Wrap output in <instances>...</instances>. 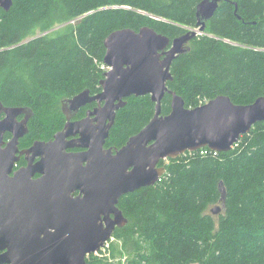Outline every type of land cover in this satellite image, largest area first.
<instances>
[{
	"label": "trees",
	"instance_id": "trees-1",
	"mask_svg": "<svg viewBox=\"0 0 264 264\" xmlns=\"http://www.w3.org/2000/svg\"><path fill=\"white\" fill-rule=\"evenodd\" d=\"M200 1L13 0L9 11L0 8V102L32 111L19 147L51 140L66 122L62 102L100 90L110 33L147 26L172 40L195 28ZM170 72L167 87L187 109L220 95L236 105L264 97V0L221 1ZM125 101L106 148H121L153 117L148 95ZM170 103L166 93L162 115ZM200 150L161 161L165 172L154 186L119 199L126 224L115 228L108 256L90 255L87 264H264V122L227 152ZM220 182L225 204L214 216Z\"/></svg>",
	"mask_w": 264,
	"mask_h": 264
},
{
	"label": "water",
	"instance_id": "water-1",
	"mask_svg": "<svg viewBox=\"0 0 264 264\" xmlns=\"http://www.w3.org/2000/svg\"><path fill=\"white\" fill-rule=\"evenodd\" d=\"M221 1L228 0H201L195 28L172 40L147 26L110 33L103 41L108 70L100 81L102 92L91 96L85 90L64 100L66 122L49 141L20 150L32 111L0 102V264H87V257L109 241L115 228L126 224L119 199L154 186L165 172L161 161L202 148L227 152L256 123L264 122V97L236 105L220 95L187 109L167 87L173 80L172 62L205 32ZM12 4L0 0L5 12ZM232 4L236 14L237 4ZM166 93L171 96L170 112L162 115ZM147 95L154 103L151 120L121 148H105L125 99ZM94 101L98 107L71 120ZM21 156L26 165L15 169ZM219 192L220 206L213 214L225 204L222 182Z\"/></svg>",
	"mask_w": 264,
	"mask_h": 264
},
{
	"label": "flooded vegetation",
	"instance_id": "flooded-vegetation-1",
	"mask_svg": "<svg viewBox=\"0 0 264 264\" xmlns=\"http://www.w3.org/2000/svg\"><path fill=\"white\" fill-rule=\"evenodd\" d=\"M103 68H104V66H102ZM105 70L107 71V68H105ZM104 79V76H103V78H102V80ZM101 80V81H102ZM99 86H100V83H99ZM102 92V88L100 87V90L99 91H97V92H95V93H93V94H91L90 93V95L91 96H95V95H98L99 93H101ZM96 107H98V103L96 102V101H94V102H92V103H90V104H88L87 106H85V107H83V108H85V114L84 115H78L77 113L74 115V117L71 119L72 121H76V120H80V119H82V118H84L85 117V115H86V112L87 111H90V110H93L94 108H96ZM1 118H2V116H0ZM23 118V116H20V117H18V120H21ZM10 138V137H9ZM32 145V144H31ZM30 145V146H31ZM30 146H28V147H26V148H20L19 146H18V148L20 149V150H24V149H28ZM105 147V146H104ZM106 148V147H105ZM108 149V148H107ZM112 149V148H111ZM112 150H115V149H112ZM72 152H79V151H82L81 149H73V150H71ZM37 160V159H36ZM21 161H24L25 163L24 164H22V165H18V163H20ZM18 163L16 164V166H15V169H18V168H20V167H22V166H25L26 165V160H25V158H24V156H21L20 157V159H19V161H18ZM37 177V176H36ZM117 228V227H116Z\"/></svg>",
	"mask_w": 264,
	"mask_h": 264
},
{
	"label": "built area",
	"instance_id": "built-area-1",
	"mask_svg": "<svg viewBox=\"0 0 264 264\" xmlns=\"http://www.w3.org/2000/svg\"><path fill=\"white\" fill-rule=\"evenodd\" d=\"M205 103H207V102H204L203 104H205ZM210 152H212L213 155H216L217 154V152H214V151H211V150H210ZM207 153H208L207 150H200V154H202V155H206ZM113 241H114V238L111 237L109 239V241H107L106 243H104V246L99 251L93 253L92 255L94 257H102L103 255L108 256L106 254H108V248L110 246V243L113 242Z\"/></svg>",
	"mask_w": 264,
	"mask_h": 264
},
{
	"label": "rangeland",
	"instance_id": "rangeland-1",
	"mask_svg": "<svg viewBox=\"0 0 264 264\" xmlns=\"http://www.w3.org/2000/svg\"><path fill=\"white\" fill-rule=\"evenodd\" d=\"M70 24H75L74 22H70ZM60 26H57L56 27V29L57 28H59ZM185 28V30H188V29H192V28H188V27H184ZM39 34V32H37V35ZM204 34V33H203ZM203 34H201V35H203ZM101 69H103V71L104 72H106V70H105V68H103L102 66H101ZM215 206H220V204H218V205H215ZM215 206H213L210 210H212ZM220 211H221V209H220ZM220 211L219 212H217L216 214H214V216H217L219 213H220ZM114 244V243H113ZM126 259H128V257H123V258H121V262H124V261H126ZM125 263V262H124ZM124 263H122V264H124Z\"/></svg>",
	"mask_w": 264,
	"mask_h": 264
},
{
	"label": "bare ground",
	"instance_id": "bare-ground-1",
	"mask_svg": "<svg viewBox=\"0 0 264 264\" xmlns=\"http://www.w3.org/2000/svg\"><path fill=\"white\" fill-rule=\"evenodd\" d=\"M88 257H89V256H88ZM99 258H100V257H99ZM99 258H98V259H99Z\"/></svg>",
	"mask_w": 264,
	"mask_h": 264
}]
</instances>
